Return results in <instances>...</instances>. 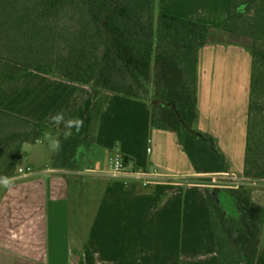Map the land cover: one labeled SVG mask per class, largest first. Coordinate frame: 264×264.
Masks as SVG:
<instances>
[{"label": "crops", "instance_id": "obj_1", "mask_svg": "<svg viewBox=\"0 0 264 264\" xmlns=\"http://www.w3.org/2000/svg\"><path fill=\"white\" fill-rule=\"evenodd\" d=\"M229 4L157 0V10L211 25L227 17ZM252 62L249 38L228 30L212 28L199 50L198 128L215 138L231 174L245 165ZM70 83L68 108L84 127L66 144L63 125L45 119L46 132L66 146L52 153L41 138L31 143L29 158L17 165L24 172L16 169L8 176L14 183L0 186V264H86V248L94 264H151L154 252L159 264H221L211 210L220 199L209 192L219 187L202 180L212 173L197 171L177 131L158 120L157 98L108 91L90 114L87 133L95 97L84 90L91 91L88 85ZM82 140L100 149L96 166L79 159L88 146L78 145ZM113 151L136 170H155L150 182L114 174ZM258 180L262 188L252 199L264 206V178Z\"/></svg>", "mask_w": 264, "mask_h": 264}, {"label": "trees", "instance_id": "obj_2", "mask_svg": "<svg viewBox=\"0 0 264 264\" xmlns=\"http://www.w3.org/2000/svg\"><path fill=\"white\" fill-rule=\"evenodd\" d=\"M236 22L252 39L253 54L243 174L263 178L264 0H230L227 17L211 25L158 11L157 0H0V56L89 85L94 96L109 91L139 97L156 60L167 75L163 95L154 102L158 120L177 131L197 171L223 172L230 169L226 156L215 138L198 128V58L212 28L235 32ZM166 106L170 111L164 116L157 109ZM92 110L94 104L87 114V133ZM10 120L21 127L0 137V175L4 176L16 172L23 144L36 142L48 128L0 107L1 131ZM236 191L209 190L220 199L211 203L220 262L264 264V249L257 253L256 246L250 245L257 227ZM223 198L235 201L236 218L228 215ZM256 211L263 224L264 206L257 204ZM85 256L86 264H94L89 248Z\"/></svg>", "mask_w": 264, "mask_h": 264}, {"label": "rangeland", "instance_id": "obj_3", "mask_svg": "<svg viewBox=\"0 0 264 264\" xmlns=\"http://www.w3.org/2000/svg\"><path fill=\"white\" fill-rule=\"evenodd\" d=\"M238 4L240 6L239 7L240 11H244L245 7L242 4H240V1H238ZM232 26L233 28L236 27L237 29V30L234 29L235 32L232 31L234 34L241 35L245 39L249 38L251 50H252V39L248 35H245L241 32L242 31L241 25H239V23L236 22ZM49 33L50 32H46L45 35L51 36V34ZM41 52L45 53V50H42ZM164 67L165 66L163 64L157 62L156 60L153 61L150 80L148 82L147 87L142 88V93L139 95V97H146L147 99H152V98L160 99V97H162L167 82L166 81L167 75H165ZM168 77L170 78V82L172 83L173 77H171L170 74H168ZM72 87H73L72 83H70V81L68 82L64 78H61L54 74L51 75V74H46L44 72H39L34 68L25 66L22 63L12 61L9 60L8 58L0 56V107L1 108L7 109L11 112L28 117L30 119L40 121L41 123H46L45 119H47V117H45L44 114L38 115L41 111L45 113L48 112V114H51L50 110L53 112H58L63 110L66 118L71 117L73 111L69 110L68 107L72 104L71 102H69L70 100L69 97L72 95L71 92ZM83 88L89 93V96H94V92L91 86H89L91 91H89L87 87L86 88L83 87ZM202 91H203V87L200 86V94L202 93ZM107 92L108 91H104V92L102 91L101 95L94 96L95 97L93 103L95 105L94 112L101 107ZM157 110L159 112H163L165 116V114L167 115V113L170 111V107L167 106L158 107ZM38 117H41L42 120H39ZM20 127L21 125H18L17 121L10 120L8 127L2 131L0 130V137H6V136L8 137L14 131L19 132L18 128ZM45 132L46 130L44 131V133ZM44 133L41 134V139L44 142V144L47 145V141L44 140ZM11 138H13V136H11ZM63 141L67 144L66 140L63 139ZM77 143L78 145H83L86 142L82 140L80 141V143L79 142ZM88 143H86L88 146L85 149V151L82 150V154L81 157H79V159H82L84 167L90 164L96 166L98 161H100L101 159L100 149H98L97 146L93 144V142L92 143L88 142ZM63 146L66 145L62 144L61 148H63ZM31 152H32L31 143L30 145L28 144L22 147V151H21L22 161H20L21 165L24 164V161L26 162ZM116 152L115 151L110 152V155H112L113 157ZM86 155H89V157H86ZM16 169L19 170L18 166L16 167ZM232 176H234L235 179L231 180L230 183L227 179L224 178H216V181H214L213 180L214 178L207 176H205L204 179L202 180L205 181V183L207 184L208 183L219 184L221 182L223 183L228 182V185L231 184L232 186L219 187V188L237 190L236 191L237 195L245 203V207L247 208L248 214L251 217L250 220H252V223H254L257 227V234L251 238L252 241L250 242V245H255L258 253L259 251H262L264 249V239L261 235L264 234V223L261 224L259 219H257V214H258V212L256 211L257 203L253 201L252 197H253V190L255 188H260V189L262 188V186L259 185L260 184L259 182L262 180L259 181L258 179L260 178L249 177L247 175H244L243 171L241 172L236 171L235 174H232ZM239 177L240 179H238ZM233 185H238V186L233 187ZM224 198L222 200L223 207H225L228 215H232L233 218H236L237 212L234 206V204H236L235 201H233L234 203L233 204L232 202ZM245 241H247V238ZM241 250H243V253H246L244 252L246 251L244 247ZM257 253L256 254L254 253L255 254L254 258L256 260L258 259ZM149 260H151V264L161 263L162 260H161L160 252L159 253L154 252V256L152 258H149ZM69 263L70 261L67 262V264ZM108 263L114 264V262L112 261H109Z\"/></svg>", "mask_w": 264, "mask_h": 264}, {"label": "clouds", "instance_id": "obj_4", "mask_svg": "<svg viewBox=\"0 0 264 264\" xmlns=\"http://www.w3.org/2000/svg\"><path fill=\"white\" fill-rule=\"evenodd\" d=\"M47 119L51 122V124L55 125L57 128L63 125L65 129L63 133L64 140H68L69 138H71L74 132L79 133L84 127V121L82 119H80L79 117L66 118L63 110L58 111L54 114H50ZM44 140L47 141V146L50 152L58 153L61 150L62 140L59 137L53 136L50 132H45ZM40 142L42 141H38V143ZM77 150H80L79 146ZM14 181L15 177L0 175V186L9 188L14 183Z\"/></svg>", "mask_w": 264, "mask_h": 264}, {"label": "built area", "instance_id": "obj_5", "mask_svg": "<svg viewBox=\"0 0 264 264\" xmlns=\"http://www.w3.org/2000/svg\"><path fill=\"white\" fill-rule=\"evenodd\" d=\"M111 168L114 174H119V173L127 174L131 177H134L135 179H141V181L144 184L149 183L153 173H155V170L154 172H150L148 170H136L132 168L130 160L126 159L125 156H123L119 152H116L115 155L112 157ZM29 169L30 168L28 167L27 170ZM19 171L24 172V169L20 167ZM211 176L212 178H214L213 179L214 181H216V178H224V179H227L229 183L231 182V180L235 179V177L232 176V174L229 171L213 172ZM210 184L216 185L218 187L232 186L231 184L228 185V182L226 183L221 182L219 184H215V183H210ZM234 186H237V185H233V187ZM69 264H75V263L70 262Z\"/></svg>", "mask_w": 264, "mask_h": 264}]
</instances>
